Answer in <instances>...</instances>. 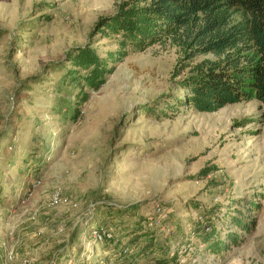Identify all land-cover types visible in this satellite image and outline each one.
Instances as JSON below:
<instances>
[{"label": "rangeland", "instance_id": "obj_1", "mask_svg": "<svg viewBox=\"0 0 264 264\" xmlns=\"http://www.w3.org/2000/svg\"><path fill=\"white\" fill-rule=\"evenodd\" d=\"M120 1L0 0V264H164L190 249L200 264H264V104L164 116L181 94L182 52L129 41L79 107L66 55L88 43L103 57L119 50L124 38L97 24ZM205 214L222 238L237 235L219 255L196 235ZM97 228L113 241L94 242ZM141 228L153 252L116 260L151 245L130 236Z\"/></svg>", "mask_w": 264, "mask_h": 264}, {"label": "trees", "instance_id": "obj_2", "mask_svg": "<svg viewBox=\"0 0 264 264\" xmlns=\"http://www.w3.org/2000/svg\"><path fill=\"white\" fill-rule=\"evenodd\" d=\"M97 29L124 40L119 50L107 52L105 57L91 43L67 53L66 61L74 69L70 75L79 89V107L89 101L88 91L102 87L125 60L129 41L138 51L171 42L182 52L173 75L174 79L181 77L175 80L181 94L167 103L169 112L164 116L184 110L216 113L228 105L252 100L264 104V0H121L113 15L99 20ZM201 57L204 59L199 60ZM78 115L79 110L75 121ZM203 218L197 223L201 232L196 235L209 253L219 255L237 243L236 234L222 238L212 217L205 214ZM249 221L233 217L231 224L251 232L254 223ZM133 233L149 236L151 245L137 254L115 255L116 260L134 263L142 254L153 252L154 232L141 228L131 237ZM178 258V252L172 256L166 253L162 262L178 264Z\"/></svg>", "mask_w": 264, "mask_h": 264}, {"label": "built area", "instance_id": "obj_3", "mask_svg": "<svg viewBox=\"0 0 264 264\" xmlns=\"http://www.w3.org/2000/svg\"><path fill=\"white\" fill-rule=\"evenodd\" d=\"M61 202V197H60V194L59 193H56L54 196H53V199H52V205L56 206L58 205L59 203ZM159 212L162 211L161 208L158 209ZM92 237L94 239V242H104L105 240H112L113 239V235L111 234V232L109 231H105V230H94L92 232ZM189 259H185L183 257H180L178 259V264H200L199 262V258L197 256V252L196 250L194 249H190V253H189ZM9 258L11 259L12 256L10 255ZM22 264H35L33 260H24L22 262Z\"/></svg>", "mask_w": 264, "mask_h": 264}, {"label": "crops", "instance_id": "obj_4", "mask_svg": "<svg viewBox=\"0 0 264 264\" xmlns=\"http://www.w3.org/2000/svg\"><path fill=\"white\" fill-rule=\"evenodd\" d=\"M125 253H127V251H130L129 249H128V247H125ZM122 261V260H121Z\"/></svg>", "mask_w": 264, "mask_h": 264}]
</instances>
